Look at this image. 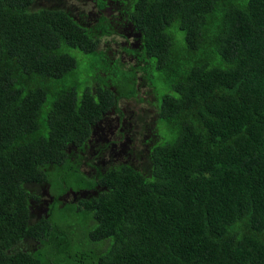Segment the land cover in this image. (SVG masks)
Segmentation results:
<instances>
[{"label":"trees","instance_id":"trees-1","mask_svg":"<svg viewBox=\"0 0 264 264\" xmlns=\"http://www.w3.org/2000/svg\"><path fill=\"white\" fill-rule=\"evenodd\" d=\"M34 2L0 0V264H264V0H123L131 64L99 49L109 25ZM72 52L97 63L91 86ZM139 72L167 136L145 173L90 179L79 151L121 100L143 103ZM40 184L98 189L36 219Z\"/></svg>","mask_w":264,"mask_h":264},{"label":"flooded vegetation","instance_id":"flooded-vegetation-1","mask_svg":"<svg viewBox=\"0 0 264 264\" xmlns=\"http://www.w3.org/2000/svg\"><path fill=\"white\" fill-rule=\"evenodd\" d=\"M67 1L68 0H43L39 2V4L52 3V6L58 7L57 9L66 12L78 25L86 29H92L94 26L107 24L112 27L114 31L113 33L111 31L108 37L119 34L124 39V43L121 44L120 48L122 51L125 47L130 51L136 48L138 49L140 45L139 34L135 33V29H133L131 23H127L118 12L124 5L121 3L123 0H71L76 3L70 5L67 4ZM79 6L81 10H79ZM128 40H133V43H128ZM104 49L111 52V50L106 47ZM112 51L115 55L118 54L117 48L112 49ZM127 56L129 57L130 63H133L138 53L131 52L127 54ZM120 60L124 63L122 57H120ZM142 102H145L144 97ZM151 106L155 107L152 101ZM118 108L119 112L115 111L105 115L100 122L94 125L90 139L84 150L82 152L79 151L80 155L87 154L85 161L79 165L80 171L90 179H93L97 174L108 172L118 166L126 165L134 167L128 164L130 151L132 150L130 145L131 140L137 139L140 135V131L143 127V117L139 116V114H134L132 111L127 112L125 107H119V104ZM133 125H137L136 130L138 132H129L130 129L133 128ZM149 136L146 137V140L143 139L144 144L142 146L145 148L140 149V152H146L147 154L148 148L159 141V139L157 141L153 136L154 140L151 142ZM134 168L138 169L136 167ZM37 187L38 199L32 204L31 210V214H33L36 219L43 218V216H48V219L49 209H53L56 205V207L62 208L67 204L77 203L81 194H86V198L95 195L98 189L97 185H94L91 190L85 187L75 188L71 185L64 184L61 185L64 192L60 194L61 197L59 198L58 196L60 195L55 196L51 193L52 184H40Z\"/></svg>","mask_w":264,"mask_h":264},{"label":"rangeland","instance_id":"rangeland-1","mask_svg":"<svg viewBox=\"0 0 264 264\" xmlns=\"http://www.w3.org/2000/svg\"><path fill=\"white\" fill-rule=\"evenodd\" d=\"M39 2H41V0H35L34 4L32 6L33 11L39 10L41 8H58V7L52 6L51 5L52 3H49L46 5L45 3L39 4ZM82 2H85V1H82ZM124 2L129 4V3H131V0H124ZM72 3H76V2L71 1V0L67 1L68 5H70ZM79 10H81L80 6H79ZM178 38H182L181 33L178 34ZM105 41H107V42H102L100 44V48H99L100 50H102L106 47L107 49H110L111 52H113L112 49L117 48L118 54L115 55V58L116 57H122L124 63L131 64L127 54H125L120 49L121 44L124 43V39L119 34H114L113 36L106 38ZM128 43H133V40H128ZM72 54L74 56H76L77 59L79 60V65H78L79 71H78V74L76 77L78 86L81 89L91 86V84L93 82L92 77L94 75V72H96V71H93L91 69V65L92 64L97 65V63L95 62V60L93 58H86L82 54H79L78 52H72ZM145 63L149 66V68L152 67L149 60H146ZM146 69H147V67L145 66V70ZM148 72H149L148 75L150 78H151L152 73H155L154 71H148ZM97 75L101 76V73L98 72ZM112 75H115V77L113 78ZM120 76H121V74L119 75V77ZM142 77H143V73L139 72L137 74V80H138V86H139V97H144L145 102L138 104V102H136V100H121L119 102V107H125L127 112L132 111L134 114H139V116L143 117V127L140 131V135L138 136L137 139L131 140L130 147H132V150L130 151V159L128 160V164H131L132 166L138 168V170H141V171H143V173H145L144 167L146 166V163H144L145 162L144 152H140V149L145 148L144 146H142L144 144L143 139L146 140V137H148L150 135L149 138H150L151 142L154 140V137L157 141H158V139L160 141H162V139H164V137L167 136V128L164 126V124H162L161 122L158 121L157 108L151 106V101H152V103H155V97L153 94L151 95L149 93V89H150L149 82L147 81L146 78H142ZM107 78H109L111 81H115L118 78V74H116V73L110 74L109 76H107ZM149 80H150V82H152L153 79H149ZM153 87H154V90L156 92H159L158 94H161L165 91V84H163L156 77H154ZM151 93H152V91H151ZM140 111H142V112H140ZM136 128H137V125H133V128L130 129L129 132L130 133L136 132L137 131ZM153 133H154V135H153ZM59 192H60V194L62 193L61 185L60 186L56 185L55 189L52 193L56 196ZM60 196H58V197L60 198ZM66 207H62L60 209H65ZM52 215H53V217H51V218H54V215L57 216L59 214H57L55 211H53Z\"/></svg>","mask_w":264,"mask_h":264},{"label":"water","instance_id":"water-1","mask_svg":"<svg viewBox=\"0 0 264 264\" xmlns=\"http://www.w3.org/2000/svg\"><path fill=\"white\" fill-rule=\"evenodd\" d=\"M93 134H94V132H93ZM81 196L84 198V197L86 196V194H81ZM81 196H80V197H81Z\"/></svg>","mask_w":264,"mask_h":264}]
</instances>
